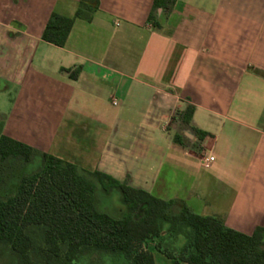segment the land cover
I'll return each mask as SVG.
<instances>
[{"label":"crops","instance_id":"crops-1","mask_svg":"<svg viewBox=\"0 0 264 264\" xmlns=\"http://www.w3.org/2000/svg\"><path fill=\"white\" fill-rule=\"evenodd\" d=\"M153 4L98 0L58 47L46 24L81 0H0V136L252 235L264 228V0H176L154 21Z\"/></svg>","mask_w":264,"mask_h":264},{"label":"trees","instance_id":"trees-1","mask_svg":"<svg viewBox=\"0 0 264 264\" xmlns=\"http://www.w3.org/2000/svg\"><path fill=\"white\" fill-rule=\"evenodd\" d=\"M175 2L154 0L150 19L154 21L158 9L170 12ZM97 8L98 0H81V8L72 18L53 13L43 40L63 47L76 19L85 10L94 12ZM80 69L71 74L73 79ZM193 111L192 107L186 109L183 122H191ZM175 141L184 145L179 135ZM36 155L41 157V167L24 174L12 195L0 196V244L8 245L21 264H34L33 254L42 255L44 264H77L78 256L89 250L123 253L131 264H155L145 245L162 237L164 225L191 231L179 258L156 246L174 264H264L263 227L246 235L227 228L219 218L195 214L186 205L175 213L174 200L158 199L98 171L82 173L71 163L0 136L1 162H30ZM99 188L106 195L114 190L120 193L124 208L119 216L98 207ZM37 231L42 242L37 239Z\"/></svg>","mask_w":264,"mask_h":264},{"label":"rangeland","instance_id":"rangeland-1","mask_svg":"<svg viewBox=\"0 0 264 264\" xmlns=\"http://www.w3.org/2000/svg\"><path fill=\"white\" fill-rule=\"evenodd\" d=\"M1 131V120H0ZM41 167V157L36 155L30 162L22 160L0 161V196L6 198L12 195L17 187L20 178L24 174H28L38 170ZM100 199L98 207L112 215L119 216L124 208L120 193L116 196L107 197L98 193ZM179 206H174L173 211L178 212ZM191 231L188 228L173 229L170 225H164L162 237L149 241L145 247L148 250H154L157 245H161L162 249L173 254L175 258H179L181 250L189 242ZM37 239L42 242L40 232H36ZM32 260L34 264H44L45 260L40 254H33ZM0 264H21L19 257L6 244H0ZM55 264H64L56 262ZM77 264H131V260L123 253H110L89 250L78 256Z\"/></svg>","mask_w":264,"mask_h":264},{"label":"built area","instance_id":"built-area-1","mask_svg":"<svg viewBox=\"0 0 264 264\" xmlns=\"http://www.w3.org/2000/svg\"><path fill=\"white\" fill-rule=\"evenodd\" d=\"M114 104H116V102H114ZM214 160L215 158L212 155H207V157H205L203 160V165L209 166Z\"/></svg>","mask_w":264,"mask_h":264}]
</instances>
